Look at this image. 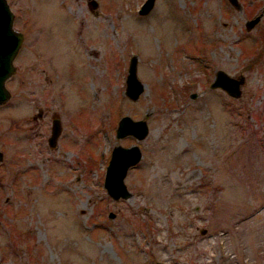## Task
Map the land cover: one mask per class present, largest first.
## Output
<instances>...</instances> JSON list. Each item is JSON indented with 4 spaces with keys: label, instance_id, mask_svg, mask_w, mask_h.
<instances>
[{
    "label": "rangeland",
    "instance_id": "obj_1",
    "mask_svg": "<svg viewBox=\"0 0 264 264\" xmlns=\"http://www.w3.org/2000/svg\"><path fill=\"white\" fill-rule=\"evenodd\" d=\"M142 1L8 0L23 40L0 103V264H264V0ZM217 67L244 75L239 95L209 86ZM123 113L144 137L116 135ZM132 142L112 197L111 148Z\"/></svg>",
    "mask_w": 264,
    "mask_h": 264
},
{
    "label": "water",
    "instance_id": "obj_2",
    "mask_svg": "<svg viewBox=\"0 0 264 264\" xmlns=\"http://www.w3.org/2000/svg\"><path fill=\"white\" fill-rule=\"evenodd\" d=\"M234 4L237 0H231ZM92 5L97 4V0H90ZM154 0H143L138 7L141 13L147 12L153 5ZM260 14H255L246 20L249 27L258 20ZM14 12L8 0H0V103L7 99L10 90L6 85V79L15 70L13 62L14 56L22 43L23 32L13 25ZM242 73L233 75L222 67H217L209 86L221 87L231 95L237 96L241 92V84L244 81ZM125 93L136 98L143 90L145 82L137 74V54L129 56L126 73ZM195 93H192L194 95ZM39 113V111H38ZM149 126L146 118L132 117L129 113L119 116L115 127L117 136L131 134L136 138H142L148 132ZM61 130V120L57 115L52 116L50 133L47 136L49 145H55L57 136ZM141 148L138 143L130 144L116 143L112 146L110 156L106 165L103 184L112 197L127 196L130 191L124 181L127 168L135 164L141 156ZM3 152L0 149V160ZM203 230V228H202ZM158 264H163L159 261Z\"/></svg>",
    "mask_w": 264,
    "mask_h": 264
},
{
    "label": "trees",
    "instance_id": "obj_3",
    "mask_svg": "<svg viewBox=\"0 0 264 264\" xmlns=\"http://www.w3.org/2000/svg\"><path fill=\"white\" fill-rule=\"evenodd\" d=\"M253 51H254L256 57L260 55V51H259V50H255V49L253 48Z\"/></svg>",
    "mask_w": 264,
    "mask_h": 264
},
{
    "label": "flooded vegetation",
    "instance_id": "obj_4",
    "mask_svg": "<svg viewBox=\"0 0 264 264\" xmlns=\"http://www.w3.org/2000/svg\"><path fill=\"white\" fill-rule=\"evenodd\" d=\"M39 111V110H38ZM41 111H39V113H40Z\"/></svg>",
    "mask_w": 264,
    "mask_h": 264
}]
</instances>
